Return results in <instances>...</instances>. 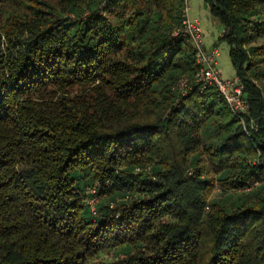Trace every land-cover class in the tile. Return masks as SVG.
I'll return each mask as SVG.
<instances>
[{
    "label": "trees",
    "instance_id": "trees-1",
    "mask_svg": "<svg viewBox=\"0 0 264 264\" xmlns=\"http://www.w3.org/2000/svg\"><path fill=\"white\" fill-rule=\"evenodd\" d=\"M206 2L243 115L188 0H0V264H264V0Z\"/></svg>",
    "mask_w": 264,
    "mask_h": 264
},
{
    "label": "built area",
    "instance_id": "built-area-1",
    "mask_svg": "<svg viewBox=\"0 0 264 264\" xmlns=\"http://www.w3.org/2000/svg\"><path fill=\"white\" fill-rule=\"evenodd\" d=\"M185 10V18L182 26L180 29H177L175 33L182 31L186 34L197 50L199 68L194 76L196 86L201 90H204L209 86L215 87L222 93L234 114H245L248 111L249 106L246 101L244 84L241 81V78L238 75L228 79L223 78L217 66L219 49L217 47H214L211 50L206 49L203 28L200 20L190 15L189 4ZM189 84L188 78H183L179 83V87L184 90ZM242 123L244 124L243 120ZM248 189L249 188H247V190ZM90 192L95 193V189H91ZM95 201V199H91L90 203L93 204Z\"/></svg>",
    "mask_w": 264,
    "mask_h": 264
},
{
    "label": "crops",
    "instance_id": "crops-1",
    "mask_svg": "<svg viewBox=\"0 0 264 264\" xmlns=\"http://www.w3.org/2000/svg\"><path fill=\"white\" fill-rule=\"evenodd\" d=\"M192 3H193L192 10H194V12L197 11V14L199 16L195 14L196 12L193 13V15H191V16L198 18L201 22V26L203 28V36H204V40H205L206 49L211 50L214 47H217L219 49L218 39L221 36L222 31L219 28V26L216 27V30H214V31L207 29L209 23L212 22V18H211V13L209 11L208 4H207L206 0H199L198 8L200 10H198L196 8V4H195V2H193V0H192ZM189 7H190V5H189ZM200 16H202L203 19H201L202 17H200ZM214 32H217V34H215ZM219 54H220V50H219ZM218 57H220V56L218 55ZM231 65H232V67L229 65L228 70L226 71L227 73H224V67H220L218 59H217V66H218L222 76L225 75L223 78H226V79L232 78V75L234 73H235V76L237 75L232 61H231Z\"/></svg>",
    "mask_w": 264,
    "mask_h": 264
},
{
    "label": "rangeland",
    "instance_id": "rangeland-1",
    "mask_svg": "<svg viewBox=\"0 0 264 264\" xmlns=\"http://www.w3.org/2000/svg\"><path fill=\"white\" fill-rule=\"evenodd\" d=\"M193 2H195L196 8L198 10H200L198 8L199 0H193ZM188 4L190 5V15H193V13H195V12H196L195 14L198 15L197 11L194 12V10H192V8H193L192 0H188ZM200 17H202V16H200ZM201 19H203V17ZM218 26L221 29L220 25H218V23L214 19H212V22L209 23L207 29L214 31V30H216V27H218ZM221 31H222V29H221ZM214 33L217 34V32H214ZM259 42H262V41H259ZM218 47L220 50V54H219L220 57L217 58L219 65H220V67H224V73H227L226 71L228 70L229 65L232 67L231 59L229 56V47L225 42H219V41H218ZM260 64H261V68L264 69V57H262ZM234 76H235V73L232 75V77H234ZM258 82H259L260 86L262 87L263 94H264V77L259 79ZM224 196H225V193L220 192L219 189H217L216 193L213 195V197H215V200L216 199H223ZM101 257H102V259L103 258L104 259H111L110 261H112L114 256L111 253V254H103V255H101Z\"/></svg>",
    "mask_w": 264,
    "mask_h": 264
}]
</instances>
